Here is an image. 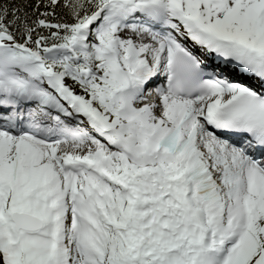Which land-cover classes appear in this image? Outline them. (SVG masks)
Instances as JSON below:
<instances>
[{
  "label": "snow or ice",
  "instance_id": "snow-or-ice-1",
  "mask_svg": "<svg viewBox=\"0 0 264 264\" xmlns=\"http://www.w3.org/2000/svg\"><path fill=\"white\" fill-rule=\"evenodd\" d=\"M0 264H264V0H0Z\"/></svg>",
  "mask_w": 264,
  "mask_h": 264
}]
</instances>
